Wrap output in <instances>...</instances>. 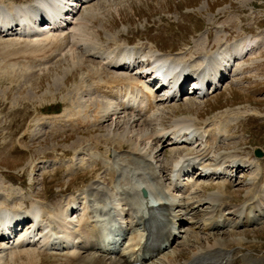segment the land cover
<instances>
[{"label":"rangeland","instance_id":"rangeland-1","mask_svg":"<svg viewBox=\"0 0 264 264\" xmlns=\"http://www.w3.org/2000/svg\"><path fill=\"white\" fill-rule=\"evenodd\" d=\"M3 1L13 6L35 0ZM91 4V7L84 5L78 16L88 10L97 13L99 19L90 28L106 51L120 45H132L144 52L159 49L168 58L174 56L175 60L187 61L191 68L198 69L205 55L249 35L259 38L262 44L245 61L236 63L230 79L223 82L219 92L205 100L186 95L180 102L164 103L155 116L153 128L147 127L156 134L163 128L172 129L177 119L191 116L200 127L212 130L222 127V131H217L221 137L216 144L211 148L205 144L194 147L172 143L161 147L147 142L140 148L144 156L139 157L131 152L132 146L120 148L112 141L113 134L125 132V126L116 129L113 120L61 132L46 127L50 119L66 116L70 111H82L86 118L84 113L92 110L91 99L95 96L106 101L94 94L92 82L86 80L87 70L94 68L100 72L104 68L100 59L90 55L93 53L86 54V50L93 52V47L78 50L77 55L86 59L83 69L77 70L72 65L70 46L54 47L43 42L44 37L1 34L0 208L16 210L41 203L44 207L64 209L77 199L82 210L85 205L101 210L110 208L111 196L119 194L117 200L123 202H119L120 208L125 209L138 202L136 184H155L159 192L165 193L163 190L171 186V169L179 159L210 152L206 159L209 165H216L221 159L226 167L234 159L245 165L237 172L229 171L232 179L227 187L228 182L222 184L219 179H201L200 188L189 203H194L193 208L200 202L207 203L209 196H215L213 192L226 187V195L221 194V198H227L229 206L225 213L231 214L226 218L233 224L222 230H208L205 220L212 210L210 201L196 216H186L179 238L165 256H177L174 263L203 264L204 259L221 251L228 264H264V224L237 228V223L234 225L242 220L236 210L264 184V159L257 160L253 154L255 147L264 150V0H94ZM111 72L123 78L134 77V73L125 70ZM242 112L246 113L238 114ZM130 116L122 115L128 119ZM141 125L130 131L138 139ZM97 213L100 218H106ZM222 241L230 245L217 246ZM1 248L4 247L0 244ZM69 252L39 253L41 264H77L56 257L59 255L56 253ZM21 258L13 264H28L26 256ZM166 261L163 259L158 264H167Z\"/></svg>","mask_w":264,"mask_h":264},{"label":"bare ground","instance_id":"bare-ground-1","mask_svg":"<svg viewBox=\"0 0 264 264\" xmlns=\"http://www.w3.org/2000/svg\"><path fill=\"white\" fill-rule=\"evenodd\" d=\"M92 2L93 0H35L33 3L25 6H7L3 0L0 1V33L10 34V31H20L21 34H28L31 38H39V36H42L45 38L43 42H49L55 45L54 47L67 48L70 46L69 53L72 56V65L77 70L78 67L81 68V70L83 69L82 66L86 59L85 57H79V55H77L78 50H81L83 47L86 48V46L89 45L94 48V51L86 50V54L91 52L93 53V55L90 54L91 56L98 55L103 62L102 64L104 65V68L101 69L100 72L94 68L93 70H87L88 79L86 80L92 82L93 86H91L95 92L93 93L103 96L106 101H100L95 98L98 96H95L91 99L90 105L93 107L92 110L88 109V111H85L84 113V117L86 118H83L82 111H70L72 113L68 112L66 116L62 115L50 119L49 125L46 126L47 129L52 132H61L68 129L80 130L84 127H89L90 125L112 122L113 120L116 129L125 126V132L123 135L113 134L112 141L117 143L120 148H123L124 145L132 146L131 152L139 157L144 156L140 148L145 143L151 142L152 144L161 147L171 143L177 145L181 144L179 141H184L182 140L183 138L186 139L185 134L192 136L191 145L193 146L205 144L206 147L211 148L216 144L221 137V132L217 134V131L219 132L220 129L222 131V127L215 128L214 130L208 129L206 126L205 128H198L199 126L196 125V119L191 116L184 118L181 117L180 120L177 119V121L174 122L175 128L171 130L163 128L156 134L150 133L152 130L149 132L148 128L151 129L156 122L155 116L160 111L159 109H163L160 106L164 103L176 101L179 92H182L183 97V92L185 93L186 91L185 86L187 82L195 77L194 70L187 61L175 60L174 56L168 58V56L162 54L159 49V51L152 50L141 53L142 51H140V48L120 45L115 49H109L110 51L104 50L103 47L99 45L98 41L100 38L96 36L94 30L90 28L94 26L97 23L96 20L99 19V16L96 15L97 13L94 11L90 13L88 10L86 14L78 16L79 7L81 9L83 5H90ZM74 6L76 8H74ZM47 20L52 23V26H54V28L48 32H46L44 27L50 29L52 26H49ZM41 21L43 24H41ZM260 43L259 38L247 37L240 41H235L233 44H226L224 48L221 47L218 51L208 53L204 58H201L202 63L197 67L198 73H200L201 77H204L213 83L219 80L221 84L223 80L227 79L231 63L233 61L235 63L238 60L242 61L256 49H260ZM47 48L48 47L45 49ZM139 54L155 57V60L153 61L154 66L150 71L157 73V76L162 81L171 77L173 79L171 83H174L173 87H162L160 90H154L153 85L147 84L146 81H143L144 78L137 74L135 75V79H131L129 77L123 78L119 74L110 71L111 69H126L124 68L126 61L134 60ZM184 78L185 81L183 80ZM84 84L81 85V87L84 86ZM218 89L219 87H216L215 92H217ZM164 90L167 91V96L160 99L159 94ZM136 91H140L137 93L138 95H131V93ZM86 94L89 93L87 92ZM129 111H132V113ZM134 113V117H131L130 115H133ZM245 113L242 112L238 114L243 116ZM123 114L130 116V119L123 118ZM139 124H142V127L140 128L142 133L138 139L135 137L136 135H134V133L132 134L130 131L139 126ZM201 130L203 131L201 132ZM208 130H211V132ZM170 131H172L171 135L175 136L177 142H174L173 139H171V136H169ZM209 148L206 150H211ZM209 153L210 152H208V154ZM208 154L205 155V153L202 154L201 152L196 154V156L191 154L192 156L186 158L180 157L181 159L175 164L173 170H175L176 180L172 185L173 192L182 193L185 196V202L188 199L190 201L189 196L195 195L196 189L200 188L198 181L194 179L195 172L201 170L202 173L200 174V177L202 176L209 179L218 176L217 179L221 180L222 184H225L229 180V169L237 168L239 170L245 165V163L237 161V159L232 160V164L229 167L225 166V161L223 159H221L216 165H209L206 160L209 156ZM143 160L147 161V158H144ZM137 187V190H139V193L137 191L136 194V196H138V202H134L133 205L128 204V208H120V203L122 204L123 202H120L121 199L119 200L120 203L118 202L117 196L119 194L111 196L112 199L110 200V205L118 212V223L121 227H123L124 224H127V228L130 227L128 228V232L132 234L127 242L128 245L125 246L123 250L119 249V259H110L107 258V256L93 252V250L97 251L96 243L101 240L98 235L99 227L93 219H101L93 215L94 211L90 210V205L84 206L79 215V219H76L79 216L74 218L73 214L75 211L79 212V210H76L75 205L77 203L76 200H73L68 206H66V208L64 207V209H54L52 206L44 207L41 203H36L29 209L26 216H28L29 219H32L31 209L36 210L37 216H39V218H35L36 222L37 224H40L44 230L40 234L38 233V237L36 232L33 233L29 231L22 233L19 238H17L16 235L14 236V232L17 231L10 229V225L14 223L15 220L6 218L5 214L7 212L4 211H7V209L0 208V214H2V219L0 218V232H5L13 237L12 239L11 237L5 239L0 238V244L4 247L0 249V253L2 254V256H0V264H10V262H12V264L16 263V260L18 258L22 259V256L27 257L28 264H41L42 259L40 254H43V252L46 251L59 250L61 248H67L73 252L71 254L56 255V257H60V260H65L67 263L75 261L77 264H158V262L166 259L167 264H181L174 263L177 256H172L173 254H170V257L167 256L168 258L165 256L166 254H164L156 261H143V259L140 258L139 247H141V237L143 238V236L139 233V229L142 226L143 218L148 213L159 208L152 205L155 202H159L158 205L160 208H165L169 211L168 216H171V218L173 217L178 223H182L187 220L185 219L186 216H196V214L202 210H200L202 206L210 201H214L213 204H211L212 210L209 213L210 216L205 220V225L208 230L219 229L222 226H232V224L227 223L225 217L226 213H224L229 205L225 201L226 199L220 198V194L224 195V193H226L224 190L217 191V194L213 197L214 199L212 198L211 200V198H208L209 202H200L198 203V206L195 204L197 207L193 208L191 206L194 203L190 204L189 201L184 204L181 202L184 200L175 202L176 197L173 196L171 188H169L166 193H160L157 192L155 184L148 185L147 188L150 190V199H144L140 194L142 183H139ZM261 187L262 188H260L258 194L254 192L252 196L249 195L250 199L247 200L246 204L236 210V213L240 215L239 218H242V222L236 224L237 227L241 224L247 225L248 223L256 224L261 222V224H264V184ZM165 195H169V197ZM127 199L128 197L126 200ZM164 201H168V204L162 203ZM19 211L20 210L13 211L14 217H18L17 214ZM121 220L127 222L123 221L124 223H122ZM39 238L42 241V244H40L41 250L38 251V249H33V247H37L34 244ZM79 242H81V244L77 245ZM108 244H110V242H108ZM228 244V242L222 241L219 242L217 246H228ZM81 249H87L91 252L87 256L78 255L77 253ZM113 253L116 252H112V254ZM85 254L87 253L85 252ZM221 256L223 257L221 251L215 252V255H212L210 257L211 259H208L210 261L206 264H228ZM23 264H25V262H23ZM186 264H191V262H187Z\"/></svg>","mask_w":264,"mask_h":264},{"label":"water","instance_id":"water-1","mask_svg":"<svg viewBox=\"0 0 264 264\" xmlns=\"http://www.w3.org/2000/svg\"><path fill=\"white\" fill-rule=\"evenodd\" d=\"M256 156L261 157L262 153L259 150H257L256 151ZM143 193H144L145 196H147V192L146 191H144Z\"/></svg>","mask_w":264,"mask_h":264}]
</instances>
